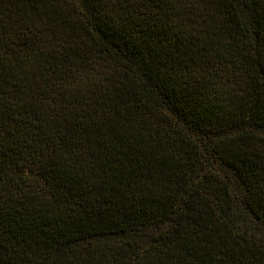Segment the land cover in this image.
<instances>
[{
	"label": "trees",
	"instance_id": "trees-1",
	"mask_svg": "<svg viewBox=\"0 0 264 264\" xmlns=\"http://www.w3.org/2000/svg\"><path fill=\"white\" fill-rule=\"evenodd\" d=\"M0 264H264V0H0Z\"/></svg>",
	"mask_w": 264,
	"mask_h": 264
}]
</instances>
